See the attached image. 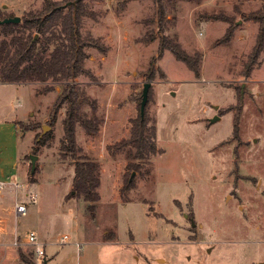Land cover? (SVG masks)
<instances>
[{"label": "rangeland", "instance_id": "obj_1", "mask_svg": "<svg viewBox=\"0 0 264 264\" xmlns=\"http://www.w3.org/2000/svg\"><path fill=\"white\" fill-rule=\"evenodd\" d=\"M43 1L0 0V8L23 18ZM83 1L95 17L84 19L82 32L107 51L88 49L92 76L77 79L106 121L97 138L77 129L84 154L101 166L95 219L73 194L74 167L60 152L65 108L50 125L58 92L37 97L39 84L0 83L12 110H29L19 136L7 138L11 159L18 140L20 156L17 180L8 181L15 191L0 212V264H25L21 252L39 264L30 232L48 264H264V54L246 77L259 23L243 18L264 15V0H177L166 33L203 55L200 79L171 53L158 58L159 42L150 41L158 32L155 0ZM215 14L233 21L229 44L219 42L230 23L209 21ZM148 82L158 153L140 173L129 172L125 154L112 157L108 146L129 136ZM214 116L221 119L212 124ZM44 126L53 134L47 145L40 143ZM30 156L38 158L34 175ZM127 182L133 186L123 193ZM16 203L28 210L19 220Z\"/></svg>", "mask_w": 264, "mask_h": 264}, {"label": "trees", "instance_id": "obj_2", "mask_svg": "<svg viewBox=\"0 0 264 264\" xmlns=\"http://www.w3.org/2000/svg\"><path fill=\"white\" fill-rule=\"evenodd\" d=\"M184 1L200 5L203 0ZM123 3L125 6L127 1ZM155 4V18L152 21H157L158 32L150 41L159 42L158 58L167 51L183 63L196 79H200L203 55L199 52L188 53L182 48L177 36L166 33L167 18L177 10V0H155ZM12 17L15 16L0 8V20ZM88 17L94 18L95 15L83 0H70L65 4L44 0L40 7L26 13L19 24L0 25V83L39 84L41 87L37 89V97L58 92L49 111L50 125L57 123L60 111L65 108V115L61 120L63 136L60 140V152L64 157L69 156L74 167L73 194L88 204L92 218L95 219L96 206L100 200L98 190L101 185V166L98 161L84 154L77 141V129L81 128L90 138H97L106 121L99 114L97 101L89 96L77 79L92 76L85 66L89 57L88 49L96 48L103 54L107 51L91 35L83 34V22ZM243 18L259 23L256 44L245 65V76L248 77L264 54V15H243ZM209 21L230 23L223 41L219 42L229 44L234 36L233 21L221 14L211 16ZM35 36L38 38L35 39ZM156 60L157 57L153 58L150 68L155 66ZM87 106L91 108L90 111H87ZM149 122L147 112L142 118L139 111L138 116L130 121L129 136L108 146L112 157L125 154L126 170L129 172L140 173L150 164V158L158 153L156 128L150 126ZM52 136L51 132L44 134L40 140L41 145H47ZM36 171L37 167L32 173L31 166V175ZM31 181L33 182L32 177ZM132 186V183L127 182L123 193L130 191ZM20 259L29 264L23 252L20 253Z\"/></svg>", "mask_w": 264, "mask_h": 264}, {"label": "crops", "instance_id": "obj_3", "mask_svg": "<svg viewBox=\"0 0 264 264\" xmlns=\"http://www.w3.org/2000/svg\"><path fill=\"white\" fill-rule=\"evenodd\" d=\"M28 111V109L20 111L12 110L11 107H9L8 104L4 102L3 97H0V184H6L4 188L0 189V212L6 209L4 207V201L9 198L10 191H15L13 186H11L13 183L9 184L8 181L9 179L13 178L15 182L17 180L16 178L18 177V162L20 156V142L18 140L15 161L11 159L7 147V138L12 132H16V134L19 136V123L23 121ZM16 204L12 206V213L14 217ZM0 238H2L1 235ZM45 261H47L48 264V260H46V252L44 253V262Z\"/></svg>", "mask_w": 264, "mask_h": 264}, {"label": "water", "instance_id": "obj_4", "mask_svg": "<svg viewBox=\"0 0 264 264\" xmlns=\"http://www.w3.org/2000/svg\"><path fill=\"white\" fill-rule=\"evenodd\" d=\"M20 22H21V18L18 17V16H15V17H12V18H6L4 20H0V25L19 24ZM37 38H38V36H35V39H37ZM151 86H152V84L150 82L145 83L144 86H143L142 101H141V105H140V114H141L142 118H144V115H145L147 103H148V100H149V90H150ZM215 109L217 110L218 106H215ZM220 119H221L220 116H214L210 120V123H212V124L216 123ZM48 131H50V128L48 126H44L43 127V135L46 134ZM30 159H31L32 173H34L35 170H36V163H37V159L38 158L36 156H30ZM134 175H135V173L132 174L130 182L132 181ZM190 222H191V225L193 227L196 226L194 218H191ZM44 264H47V261H45Z\"/></svg>", "mask_w": 264, "mask_h": 264}, {"label": "built area", "instance_id": "obj_5", "mask_svg": "<svg viewBox=\"0 0 264 264\" xmlns=\"http://www.w3.org/2000/svg\"><path fill=\"white\" fill-rule=\"evenodd\" d=\"M14 184V183H13ZM12 184V185H13ZM6 184H0V189L4 188ZM16 188H22V185H16ZM31 202H36L37 200V195L30 196ZM27 207L25 204H19L17 203L15 206V218L19 220L20 218L24 217L27 215ZM27 243L30 245L35 246V254L37 256L39 264H41V261H44V247L42 244L39 243L38 241V236L35 232H30L27 236ZM16 244V243H15Z\"/></svg>", "mask_w": 264, "mask_h": 264}, {"label": "flooded vegetation", "instance_id": "obj_6", "mask_svg": "<svg viewBox=\"0 0 264 264\" xmlns=\"http://www.w3.org/2000/svg\"><path fill=\"white\" fill-rule=\"evenodd\" d=\"M191 218H193V217H191ZM191 218H190V219H191Z\"/></svg>", "mask_w": 264, "mask_h": 264}]
</instances>
